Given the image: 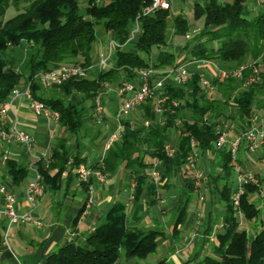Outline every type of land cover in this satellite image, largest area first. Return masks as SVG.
Returning <instances> with one entry per match:
<instances>
[{
	"label": "trees",
	"instance_id": "16d2710c",
	"mask_svg": "<svg viewBox=\"0 0 264 264\" xmlns=\"http://www.w3.org/2000/svg\"><path fill=\"white\" fill-rule=\"evenodd\" d=\"M149 1L88 0L82 4L79 0H0V106L15 86L30 82L32 96L59 113L60 126L76 139L88 138L89 144L97 148L116 127L113 116L117 98L113 96L108 101L105 95H100L104 84L113 89L122 81L135 79L140 68L186 63L192 72L190 79L183 85L164 82L136 111L122 116L119 138L106 148L99 161L88 163L108 174L121 169L127 184L134 181L131 191L134 215L140 212L144 196L148 205L153 204L159 188L168 186L174 175L180 173L182 192L175 204L172 223L173 231L177 232L193 192V182L185 169L189 137L199 141L201 155L217 152L222 171L228 176L231 172L228 154L214 147L217 125L235 121L234 129L239 133L255 120L256 111L264 110V9L252 12L246 0H195L191 5L192 20L179 12L171 16L169 25L170 9L140 15L138 31L133 40L127 41L135 18ZM9 8L13 12L5 17ZM96 26H101L117 43L111 67L95 66L85 78H70L49 87L36 79L37 73L62 64L93 65L101 53L95 54V45L100 39ZM169 44H178L179 48L174 52L168 49ZM15 47H20V58ZM203 61L231 70L243 66V70L239 77L228 76L221 81L213 78L216 93L208 97L199 84L198 65ZM250 65L258 67L259 80L244 85L251 72ZM98 95L107 112L101 123H96L92 116L93 99ZM167 142L174 146L171 156L164 151ZM26 156L29 155L26 153ZM153 158L158 160V183L150 174ZM47 161V166L41 160L35 163L44 190L50 191L59 189L66 167L71 169L81 162L87 163L80 153L69 156L64 141L50 149ZM4 168L6 177L15 186L29 173L27 163L8 157ZM53 169L55 172L50 174ZM81 184L85 189L86 185ZM255 186L246 185L240 196L242 216L251 221L259 213L248 200ZM231 192L227 184L220 188L225 209L224 228L215 234L211 253L196 264H264V227L255 229L253 236L238 230ZM84 208L85 203L72 218L73 229ZM128 214L125 201L116 199L106 209L103 221L91 229L84 241L69 239L50 253H44L43 241L41 261L44 264H125L122 259H145L155 252L156 241L163 232L157 228H128ZM154 264H164V261Z\"/></svg>",
	"mask_w": 264,
	"mask_h": 264
},
{
	"label": "crops",
	"instance_id": "0c3cea01",
	"mask_svg": "<svg viewBox=\"0 0 264 264\" xmlns=\"http://www.w3.org/2000/svg\"><path fill=\"white\" fill-rule=\"evenodd\" d=\"M79 1L85 4L88 2V0ZM246 4L252 12L261 10L254 5L253 0H246ZM110 40V36L106 42L99 39L95 45V54L106 49ZM114 94L110 92L103 95L108 101H112ZM255 120L264 122V110L256 111ZM15 122L19 128L32 135L33 152L42 159L47 160L50 149L61 141L65 142L69 156L80 153L81 157L86 158L87 163L99 161L106 150L105 141L96 148L89 144L88 138L76 139L58 122L34 114L24 97L15 98L6 114L0 116V124L4 127ZM233 130L232 133L236 132L235 129ZM3 155L28 165L31 157L26 156L20 144L0 142V183L6 182L11 185L17 199L18 211L23 212L28 208L25 188L33 179L34 172L29 169V173L20 185H12L5 174ZM238 158L244 169L254 171L258 181L255 190L248 194V200L259 210L258 216L252 221L243 216H236L239 223L238 230H245L249 236H253L255 229L264 227V144L254 152H248L244 146L240 147ZM221 161L217 152L207 151L200 156L199 168L204 177L199 186L193 184V192L185 214L177 226V232L173 231L172 223L175 204L182 192L183 182L180 173L174 175L168 186L159 188L153 204L148 205L144 196L140 212L136 215L131 211V184H127L123 178L122 170L119 169L114 174L107 173L105 180L94 182L95 202L84 208L73 229L71 220L84 204L85 190L77 181L74 168L66 167L60 177L59 189L44 190L31 221L7 225V221L0 218L2 234L6 232L7 239V246H0V264H39L42 262L40 257L43 241H45L44 253L55 251L72 238L84 241L91 229L103 221L106 209L116 199H122L126 203L129 213L126 221L128 228H157L163 232L156 241L154 253L142 260L127 258L122 259L121 262L150 264L164 261V264H196L204 255L211 253L215 244V234L224 228L225 209L223 201L220 200V188L227 184L233 190L235 185L233 174L230 172L226 176L222 171ZM41 162L43 163V160ZM33 167L37 168L36 163ZM54 172L55 169L51 170L50 174ZM187 176L189 177V172Z\"/></svg>",
	"mask_w": 264,
	"mask_h": 264
},
{
	"label": "built area",
	"instance_id": "2783aa9c",
	"mask_svg": "<svg viewBox=\"0 0 264 264\" xmlns=\"http://www.w3.org/2000/svg\"><path fill=\"white\" fill-rule=\"evenodd\" d=\"M254 5L263 10L264 0H253ZM100 2V0H96ZM171 9V0H150L141 11L138 13L134 21V26L131 29L127 41L134 39L135 34L138 31L139 23L138 18L140 15H147L156 10H168ZM117 46L114 40L108 42V46L104 52H101L95 59L93 65L83 66L80 63L73 65L62 64L56 68L39 72L35 75L36 79L44 86L49 87L53 85H59L62 82L70 79H81L88 76L89 69L97 66L99 68L107 69L112 65V54ZM187 64H178L168 66L165 68L143 67L137 70L136 78L131 81H122L113 89L104 84V88L99 92L100 95L104 93L113 92L117 96V107L115 115L113 116L116 127L109 134L106 140V148L120 136L122 126L120 125V118L128 115L133 111L141 102L145 100L147 96L153 92L159 90L164 82H171L176 85H183L186 83L192 72L187 68ZM250 74L245 78L244 85H248L259 80V69L256 65H250ZM243 70V66L236 69L219 68L215 63L211 61H203L198 65L199 84L202 92L208 97H213L216 93L215 85L212 79L221 81L228 76L239 77ZM100 95L93 99L92 116L96 123H101L104 115L107 114L106 108L102 104ZM17 97H24L27 100L29 109L36 115H42L49 117L51 120L58 122L59 113L56 110L50 109L42 101L34 98L31 92L30 82H24L18 86H15L11 92L8 100L2 103L0 106V116H4L10 108L12 101ZM161 101L164 99L161 98ZM176 105V102H173ZM157 111L160 112V106L157 107ZM234 123L231 121L222 122L217 125V136L214 140V147L216 149H224L228 154L229 161L228 167L235 179V185L230 195L232 207L237 217L242 216L240 209V196L245 190V186L248 184L258 185L257 178L254 171L246 170L242 167L238 152L240 147L244 146L248 152H254L260 146L264 144V122H258L253 120L251 124L242 132H234ZM188 134V133H185ZM0 142L7 144H20L25 152L31 157V162L28 168L34 172L33 179L28 182L25 188V199L27 203V209L23 212L18 211V204L15 194L11 185L6 182L0 183V218H4L7 221V225L15 223H25L32 219L33 212L38 205L39 198L44 192V185L42 183L41 174L37 168L33 165L38 160H43L45 166L48 165L46 159H42L40 156L35 155L33 152V137L32 135L19 128L17 123H13L10 126H0ZM164 151L168 156L173 155L174 146L171 142H167L164 145ZM201 152L199 141L190 136L189 137V153L186 157L185 169L189 172V177L192 179L195 186H199L204 174L199 168ZM7 157L3 155L5 160ZM71 158H69V162ZM153 166L150 169L151 177L155 182H160V174L156 169L158 164L157 158L152 160ZM73 172L76 179L80 183L86 185L85 190V207L91 206L95 202V181H103L107 177V173L103 172L102 168H93L88 163H79L74 167ZM134 186V181H131V188ZM1 244L7 246L6 232L3 233ZM39 264H44L40 262Z\"/></svg>",
	"mask_w": 264,
	"mask_h": 264
},
{
	"label": "rangeland",
	"instance_id": "374dc122",
	"mask_svg": "<svg viewBox=\"0 0 264 264\" xmlns=\"http://www.w3.org/2000/svg\"><path fill=\"white\" fill-rule=\"evenodd\" d=\"M195 0H171V9H170V17H169V25L171 23L170 21V18L171 16H174L175 14L179 13V12H182L185 14V16L189 19V20H192V16H193V12H192V9H191V5L192 3L194 2ZM82 4H85L84 2H81ZM12 10L9 8L7 10V13H6V16L5 17H8V15H11L12 14ZM197 30L191 32L188 37H191L195 32H197ZM96 32H97V35L99 36L100 39H103L105 40V42L108 40L109 38V35L107 33L104 32V30L102 29L101 26H96ZM170 34H171V29L169 28L168 29V38H170ZM179 48L178 44H169L168 46V49H172L174 52L177 51V49ZM9 50L6 51V53L8 52ZM14 51L17 52V56L18 58L21 57L20 54H18L20 52V47H15ZM103 52V51H102ZM96 57V56H95ZM248 62H251V60L249 59ZM115 95V94H114ZM113 95V96H114ZM114 97H117L116 95ZM136 111V110H133V112ZM132 114V113H131ZM109 125V124H108ZM234 127L236 128V122L234 121ZM150 264H154V263H150Z\"/></svg>",
	"mask_w": 264,
	"mask_h": 264
}]
</instances>
